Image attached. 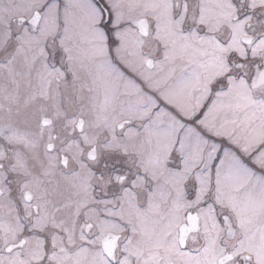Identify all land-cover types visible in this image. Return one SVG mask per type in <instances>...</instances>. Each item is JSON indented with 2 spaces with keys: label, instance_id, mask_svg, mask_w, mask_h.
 I'll list each match as a JSON object with an SVG mask.
<instances>
[{
  "label": "snow or ice",
  "instance_id": "1",
  "mask_svg": "<svg viewBox=\"0 0 264 264\" xmlns=\"http://www.w3.org/2000/svg\"><path fill=\"white\" fill-rule=\"evenodd\" d=\"M0 264H264V0H0Z\"/></svg>",
  "mask_w": 264,
  "mask_h": 264
}]
</instances>
